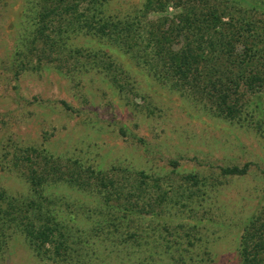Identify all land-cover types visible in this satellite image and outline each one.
<instances>
[{
	"label": "rangeland",
	"instance_id": "374dc122",
	"mask_svg": "<svg viewBox=\"0 0 264 264\" xmlns=\"http://www.w3.org/2000/svg\"><path fill=\"white\" fill-rule=\"evenodd\" d=\"M147 1L110 0L104 13L112 20L132 19ZM37 2L0 0V192L33 197L23 167L12 162L19 148L28 147L118 178L144 172L164 188L176 182L178 189L183 177L195 175L202 191L190 202L193 211L182 215L184 205L173 199L163 217L176 230L185 226L176 253L177 246L166 249L173 237L163 220L144 222L150 243L143 248L119 245L117 238L102 242L93 229L100 220L95 211L104 209L98 192L60 183L45 195L80 252L75 264H240L244 228L264 208V129L218 117L205 103L158 80L118 44L93 34L71 35L67 49L74 58L63 68L52 54L38 69L21 71L22 53L37 27ZM179 13L171 5L164 17ZM158 17L151 12L143 20L150 24ZM233 167H247V173L223 174ZM168 179L173 183L167 185ZM189 232H195V247L188 244ZM0 264L56 263L40 258L13 227L0 235Z\"/></svg>",
	"mask_w": 264,
	"mask_h": 264
},
{
	"label": "trees",
	"instance_id": "16d2710c",
	"mask_svg": "<svg viewBox=\"0 0 264 264\" xmlns=\"http://www.w3.org/2000/svg\"><path fill=\"white\" fill-rule=\"evenodd\" d=\"M37 1V27L25 46L28 51L22 53L21 71L38 69L44 60L53 59L63 68L74 58L67 49L71 35L93 34L118 44L158 80L205 103L218 117L264 129V0H148L142 14L116 20L104 13L110 0ZM171 5L180 13L169 19L164 15ZM151 12L159 17L145 24ZM52 54L57 55L52 59ZM12 162L23 167L33 197L16 199L0 192V235L5 237L14 227L40 258L56 264H75L80 252L70 242L72 234L64 220L51 208L54 201L45 195L46 189L66 183L98 192L104 209L95 211L100 220L93 229L102 242L117 238L119 245L132 242L133 248H143L150 243L143 236L144 222L149 217L158 223L163 220L173 237L166 249L172 252L177 246L175 253L182 251L176 237L185 226L176 230L163 218L169 213L168 204L179 199L182 215L190 214L193 196L202 191L195 175L183 177L178 189L176 182L164 188L160 179L150 181L144 172L135 179L128 174L118 178L34 147L19 148ZM246 173L247 167L223 169L226 176ZM185 183L197 191L185 188ZM122 231L127 233L124 238ZM189 234L188 244L195 247L190 240L196 238L195 232ZM238 254L240 264H264V208L246 224Z\"/></svg>",
	"mask_w": 264,
	"mask_h": 264
}]
</instances>
